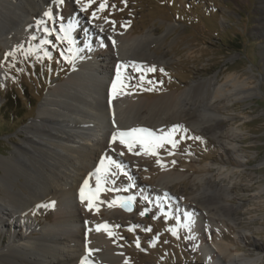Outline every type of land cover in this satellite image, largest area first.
<instances>
[{
  "label": "rangeland",
  "instance_id": "rangeland-1",
  "mask_svg": "<svg viewBox=\"0 0 264 264\" xmlns=\"http://www.w3.org/2000/svg\"><path fill=\"white\" fill-rule=\"evenodd\" d=\"M53 1L51 18L45 16V6L40 7L42 27L33 17L24 30L18 26L4 31L9 46L0 55V153L8 156L21 144V131L36 119L46 93L71 72L75 45L86 46L82 34L78 35L80 43L69 37L73 23L68 21L76 15L69 10L81 13L83 21L92 26L104 27L103 33L116 30L140 37L149 32L152 42L148 49L162 60L146 68L138 67L143 61L131 60L138 65L126 67V86L122 89L128 96L155 99L192 90L215 77L218 84L236 77L249 84V93L247 99L230 105L222 98L218 112L224 136H205L175 121L163 130L166 138L162 143L144 145L145 153L136 154L142 156L137 158L139 170L119 161L121 182L105 183L110 196L118 198L114 203L117 209L129 217L124 222L112 217L105 229L113 250L123 255L118 264H228L215 247L217 241L229 245L234 255L264 264L262 0ZM101 4H105L103 9ZM218 170L228 173V178L221 179ZM128 171L133 180H127ZM165 172L180 173L185 178L161 187L162 193L154 195L152 187ZM201 175L213 191L229 186L230 199L226 200L233 208L231 223L210 222L202 210L199 221L196 215L200 213L195 212L184 223L181 208L192 209L191 199L200 190L202 193L195 181ZM125 204L131 210L122 206ZM173 205L179 208V214L172 210ZM57 209L60 211L54 203L36 207L30 217L37 225L27 238L40 237L38 228L52 224L47 220L54 218ZM16 231L24 233V228ZM11 236L12 230L2 229L0 248Z\"/></svg>",
  "mask_w": 264,
  "mask_h": 264
},
{
  "label": "bare ground",
  "instance_id": "bare-ground-1",
  "mask_svg": "<svg viewBox=\"0 0 264 264\" xmlns=\"http://www.w3.org/2000/svg\"><path fill=\"white\" fill-rule=\"evenodd\" d=\"M51 3L55 1L0 0V55L9 46L4 31L18 26L24 30V25L33 17L39 28L42 27L40 7L45 6L44 11L50 13ZM262 5L264 8V0ZM68 12L76 14L68 21L73 23L69 37L80 43L78 35L82 34L86 46L75 45L71 72L46 93L36 119L21 131V144L8 156L0 153V234L2 229L12 230L9 242L0 248V264L120 263L123 255L113 250L102 226L111 222L112 217L122 222L129 217L117 209L114 203L118 198L110 196L105 183L121 182L118 173L121 161L137 166L135 170H139L137 158L142 157L145 148L135 142L129 150L127 141L133 138L119 134L146 129L165 139L163 130H167L169 123L181 121L196 133L224 136L218 112L222 98L227 100L226 105L248 98L249 84L236 77H228L224 84H218L216 77L207 79L202 86L192 90L155 99L128 96L122 89L126 86L123 81L126 67L138 65L131 60L143 61L138 65L140 68L162 60L148 49L151 33L139 37L113 30L104 34V27L84 22L81 13L75 9ZM260 26L264 30V24ZM113 83L117 84L115 95ZM122 139L126 143H121ZM137 153L141 155L136 156ZM197 170L201 169H190ZM217 175L221 179L228 178V173L223 170H218ZM126 177L133 180L129 171ZM184 178L180 173H162L153 185L152 193L159 195L163 190L161 187L167 188ZM205 180L204 175L195 177L203 191L191 199L192 209L181 208L184 223L195 212L200 213L196 215L199 221L201 210L210 222L231 223L233 208L226 200L230 199L229 186L216 187L213 191L207 188ZM82 189L84 199L81 198ZM111 199L114 202L110 203ZM52 203L60 209L54 211L53 219L47 220L52 224L38 228L40 237L27 238V233L37 225L30 217L34 215L32 211ZM172 210L178 212L179 208L173 205ZM101 215H105V219L100 220ZM21 226L24 233L16 231ZM98 226H101L100 230H97ZM216 238L219 240L218 236ZM2 243L3 240L0 246ZM228 246L215 243L228 264H257V259L232 254Z\"/></svg>",
  "mask_w": 264,
  "mask_h": 264
},
{
  "label": "snow or ice",
  "instance_id": "snow-or-ice-1",
  "mask_svg": "<svg viewBox=\"0 0 264 264\" xmlns=\"http://www.w3.org/2000/svg\"><path fill=\"white\" fill-rule=\"evenodd\" d=\"M62 2V0H61ZM77 2L79 3L80 0H77ZM105 7V4H101L100 8L103 9ZM95 13H93V17L95 18ZM45 16H49L51 18V13L46 12ZM40 23H43L42 21ZM114 23V22H113ZM45 31H48L47 29H45ZM61 31H64V29H61ZM152 71H154V69H150ZM120 76H119V70H118V75H117V80L119 81ZM113 87V94L115 95V90L117 88V84L113 83L112 85ZM121 137H132L133 139L130 141H127V146L129 147V150H131L133 143L135 142H139L141 143L142 146L144 145H153V146H158L160 143L163 142V137H154L152 133L147 132L146 129H132L131 132L128 133H120L119 134ZM116 137H113V140H115ZM121 143H126L125 140H121ZM148 151L150 152V154H154L152 152V149L149 148ZM99 171V170H98ZM85 187H87V181H85ZM98 187H99V178H98ZM81 198L84 199V191L83 189L81 190ZM91 207V204L89 205ZM112 206V205H109ZM123 207H125L127 210H130V208H128V205H122ZM101 226H98L97 230H100ZM103 228H107V225H103ZM84 264H87V261H84Z\"/></svg>",
  "mask_w": 264,
  "mask_h": 264
},
{
  "label": "water",
  "instance_id": "water-1",
  "mask_svg": "<svg viewBox=\"0 0 264 264\" xmlns=\"http://www.w3.org/2000/svg\"><path fill=\"white\" fill-rule=\"evenodd\" d=\"M130 210H131V208H130Z\"/></svg>",
  "mask_w": 264,
  "mask_h": 264
}]
</instances>
